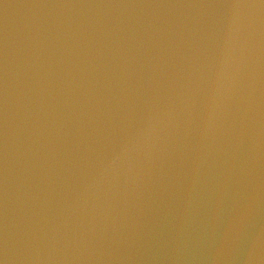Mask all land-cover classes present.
<instances>
[{
    "label": "water",
    "instance_id": "1",
    "mask_svg": "<svg viewBox=\"0 0 264 264\" xmlns=\"http://www.w3.org/2000/svg\"><path fill=\"white\" fill-rule=\"evenodd\" d=\"M0 264H264V0H0Z\"/></svg>",
    "mask_w": 264,
    "mask_h": 264
}]
</instances>
